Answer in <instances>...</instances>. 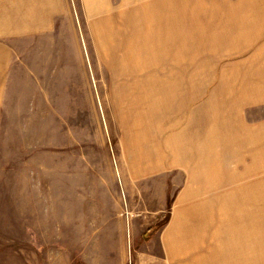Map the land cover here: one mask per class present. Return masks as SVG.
Listing matches in <instances>:
<instances>
[{
  "label": "rangeland",
  "instance_id": "obj_1",
  "mask_svg": "<svg viewBox=\"0 0 264 264\" xmlns=\"http://www.w3.org/2000/svg\"><path fill=\"white\" fill-rule=\"evenodd\" d=\"M103 1L0 0V56L21 59L0 87V264L161 254L159 230L186 190L187 207L222 213L224 264H258L264 206L254 200L264 193L253 183L237 192L244 178L234 173L264 150V0H191L196 16L185 2L154 0L150 18L134 13L143 0ZM231 5L236 27L224 24ZM146 25L152 63L141 50ZM26 46L46 52L37 95L26 86ZM180 130L183 148L168 144ZM246 224L248 257L235 242Z\"/></svg>",
  "mask_w": 264,
  "mask_h": 264
},
{
  "label": "crops",
  "instance_id": "obj_2",
  "mask_svg": "<svg viewBox=\"0 0 264 264\" xmlns=\"http://www.w3.org/2000/svg\"><path fill=\"white\" fill-rule=\"evenodd\" d=\"M1 7V6H0ZM4 8H8L3 5ZM34 7V5H32ZM1 32V30H0ZM44 51L41 47L26 46L23 50V63L25 66V76L33 78L34 82L27 83V87L36 88L35 91L30 89L29 95H37V88L43 85L46 79L47 70L44 68L46 61L42 57ZM46 53V52H44ZM16 55V54H15ZM14 55V56H15ZM21 55V54H20ZM21 60L18 57H10L7 52L0 56V87L5 71L11 70L13 64L16 65ZM14 62V63H13ZM16 71V70H15ZM6 82V81H5ZM129 85V84H126ZM2 93V95H1ZM4 90L0 88V98L3 97ZM1 102V100H0ZM205 127V135L207 134ZM182 130L169 137V143H178L183 148ZM199 139L198 142L199 148ZM185 145V144H184ZM201 147V145H200ZM217 152V151H216ZM216 158L217 159V153ZM217 161V160H216ZM237 171V169H235ZM233 169V171H235ZM142 175L137 174L136 177ZM191 190V189H190ZM187 192V194H186ZM192 191L181 193L178 197V206L172 213V217L166 223L165 227L159 230L158 241L161 243V254L154 251L145 253L139 250L134 255L133 264H224L225 260L222 254L223 248V216L218 208L206 207L203 209L193 210L187 207L188 199ZM189 193V194H188ZM189 195V196H187ZM187 197V198H186ZM194 198V197H193ZM197 198H201L200 196ZM187 199V201H185ZM217 209V210H216ZM220 216V217H219ZM221 223V224H220ZM221 230V231H220ZM220 231V232H219ZM220 235V236H219ZM220 237V239H219ZM126 261H122V264Z\"/></svg>",
  "mask_w": 264,
  "mask_h": 264
},
{
  "label": "bare ground",
  "instance_id": "obj_3",
  "mask_svg": "<svg viewBox=\"0 0 264 264\" xmlns=\"http://www.w3.org/2000/svg\"><path fill=\"white\" fill-rule=\"evenodd\" d=\"M143 1H145V2L142 3V5H139V7L134 11L135 15L145 16V18H150L153 15H155V11H154V7H155L154 2L155 1L154 0H151V1L143 0ZM177 1H179V2L182 1V3L185 2V4L189 5V7H186V9H183L184 14H186V11H188L192 16H196L194 11L190 9V5L193 6L194 2L190 3L191 0H177ZM201 1H203V0H197V2H201ZM103 2L104 1L102 0V4H103ZM102 4L96 3L95 5L97 7L105 6L104 4L103 5ZM106 7L107 6H105V8ZM235 11H236L235 7L232 6V5L225 9V13L224 14H226V15L223 16L224 24L230 25L231 27H236L237 26V25L232 24V20L233 19L235 20L236 18H233L230 21H228L229 18L227 19V16H229V17L233 16L235 14ZM192 16H191V18H192ZM224 24H223V29H225V25ZM196 26L197 25H195V27L191 25L190 27H194V28H192V32H196L197 31L196 34L199 35L204 30L201 29L200 27H196ZM143 29H146V30L142 34L143 38H142V43H141V50L144 51V52H147V54H148L147 56L143 57V60L152 63V61L154 59V48L155 47L153 45L154 44L153 42H154V38L155 37L152 35L151 32H148L149 31L148 30L149 27L147 25ZM208 34H210V33H208ZM209 41H211V40H209ZM106 53L107 52H105V54ZM258 61H260V58L258 59V57L256 58V56H252L251 60H250V63H251V65L252 64L253 65H257V64H259ZM261 64H264V61H263V63L261 61L260 65ZM141 87H143V89H145V93L142 96V97H146V98H144V100H147L149 97L152 98V94H153V93H151L152 89H150L149 91H146L147 88H144L145 87L144 85L141 86ZM152 107H153V109L157 108L154 103H153ZM239 125L243 126V124H239ZM140 142H141V138L137 139L136 136L132 137V141L130 142V148H132L135 151L137 156H139V153H140V146H141ZM243 168L244 169L241 172H239V173L235 172L234 173L235 180L238 179L239 181H241V179L244 178L243 182L240 183V185H239L240 187L236 188V191L240 192V193H247L248 194V193H250L249 191L253 190V189H251L249 187V185L253 183V184H256V185H254L255 193H264V177L260 178V181L256 180L254 182H253V180H255V179H252V178L248 179L250 176H252L254 174H258L259 175V172H262V173L264 172V150L259 149L258 152L255 154L254 161L251 160V164L247 165V166H244ZM227 182L229 183V181H227ZM232 197H233V195H232ZM254 204L257 207L258 206L259 207L264 206V199L256 198L254 200ZM257 224L259 225V227L256 229V232L253 235L254 247H255V245H259L260 246V250L262 251L263 250V244H264V218L260 219V224L257 221ZM243 229H244V232H241L238 236H236L237 238L235 239V237H234V239H235V242L239 241L237 243L238 247L239 246H243L245 256L248 257V250H249V246L248 245H249V241L252 240V237L249 235V230H248V225L247 224L244 226ZM257 248L255 247V249H257ZM261 255H262L261 257H263V253ZM263 260L262 261L258 260V262H259L258 264H264Z\"/></svg>",
  "mask_w": 264,
  "mask_h": 264
}]
</instances>
